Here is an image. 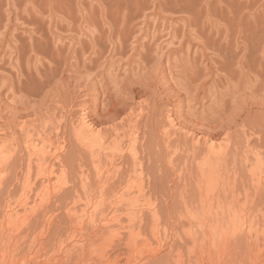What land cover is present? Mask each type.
Returning <instances> with one entry per match:
<instances>
[{
    "label": "rangeland",
    "instance_id": "374dc122",
    "mask_svg": "<svg viewBox=\"0 0 264 264\" xmlns=\"http://www.w3.org/2000/svg\"><path fill=\"white\" fill-rule=\"evenodd\" d=\"M0 264H264V0H0Z\"/></svg>",
    "mask_w": 264,
    "mask_h": 264
},
{
    "label": "bare ground",
    "instance_id": "6f19581e",
    "mask_svg": "<svg viewBox=\"0 0 264 264\" xmlns=\"http://www.w3.org/2000/svg\"><path fill=\"white\" fill-rule=\"evenodd\" d=\"M84 123H85V120H84ZM81 125H83V124H81ZM86 125H87V123H86ZM88 126V125H87ZM89 128V127H88ZM81 130H80V133H83V132H85L86 133V130H87V127H84V126H82V128H80ZM85 133H83V134H85ZM37 152V151H36ZM131 214H133V213H131ZM134 218V216H132V218L131 219H133ZM113 220H111V222H112Z\"/></svg>",
    "mask_w": 264,
    "mask_h": 264
}]
</instances>
